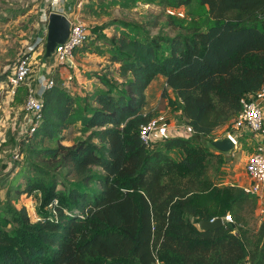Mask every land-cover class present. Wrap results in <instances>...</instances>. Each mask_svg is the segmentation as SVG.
Instances as JSON below:
<instances>
[{"label": "trees", "instance_id": "1", "mask_svg": "<svg viewBox=\"0 0 264 264\" xmlns=\"http://www.w3.org/2000/svg\"><path fill=\"white\" fill-rule=\"evenodd\" d=\"M192 1L162 3L168 10ZM200 2L211 22L206 29L184 26L190 34L165 39L122 33L117 48L124 89L109 87L94 97L98 106L83 119L91 131L87 139L56 148L33 144L38 137L60 138L77 109L63 86L44 93L43 122L28 141L33 174H16L24 188L9 181L21 194L42 192L40 219L32 222L26 207L13 208V231L0 225V264H264V223L253 232L247 218L257 197L237 185L215 184L211 171L226 163L211 149L215 139L207 146L171 137L163 148H150L140 134L155 117L146 110V90L160 76L166 85L158 109L168 104L180 111L204 138L229 123L242 99L264 82V0ZM68 166L80 184L64 192L51 172ZM227 215L233 222L200 228L201 220Z\"/></svg>", "mask_w": 264, "mask_h": 264}, {"label": "rangeland", "instance_id": "2", "mask_svg": "<svg viewBox=\"0 0 264 264\" xmlns=\"http://www.w3.org/2000/svg\"><path fill=\"white\" fill-rule=\"evenodd\" d=\"M185 12L186 17H170L162 0H0V179L7 177L3 184H0L2 227L10 231L15 228L13 208L26 207L32 222L40 219L42 210L41 191L21 194L17 192L16 186L10 187L9 182L11 180L19 188H24L25 179H16V174L21 169H26V172L32 175L33 171L27 167L34 165L27 154L31 135L27 133L30 121L25 110L26 85L13 91L8 81V76L16 64L28 57L32 67L31 82L43 73L50 74L54 77L56 85L65 87L77 99L73 121L70 127L61 133V137L52 141H41L38 137L34 139L33 144L43 148H56L58 144L72 146L87 139L91 134V131L84 128L83 119L89 115V110L98 106L94 97L106 92L109 87L124 89L125 79L118 74L123 57L117 48V41L122 33L130 32L129 34L139 38L165 39L179 34H190L184 26L202 29L210 26L208 11L200 0H193ZM52 13L62 14L73 23L82 22L90 30L87 44L75 52L76 64L60 63L64 68L63 72L56 71L58 69L52 67L45 59L48 22ZM95 26H102L103 29L94 31ZM164 48L167 49L166 45ZM163 90L159 80L148 91L146 110L155 114L154 116L167 108L165 104L164 108L158 109ZM221 134L224 132L215 130L213 137L195 135L192 140L195 144L202 142L211 146L210 139H215ZM241 140L243 141L242 138ZM94 143L100 145L96 140ZM243 143L242 148L246 150V142ZM158 144L153 142L149 147L154 148ZM211 149L214 152L219 151L215 147ZM232 150L219 151L222 152L226 163L218 172L211 171L215 184H220L222 177H226L228 163L231 164L230 167H236L245 173V158L238 153L233 156ZM237 152L240 153L241 150ZM214 160L216 162L218 158L215 157ZM94 172L103 173L100 167H94ZM51 174L58 179L57 188L60 191L69 192L80 184V179L73 169L71 171L70 166L52 170ZM44 176L47 178V175ZM91 185L95 188L98 186L96 182H91ZM259 201L256 208L248 209L247 218L253 232H257L264 223V199Z\"/></svg>", "mask_w": 264, "mask_h": 264}, {"label": "built area", "instance_id": "3", "mask_svg": "<svg viewBox=\"0 0 264 264\" xmlns=\"http://www.w3.org/2000/svg\"><path fill=\"white\" fill-rule=\"evenodd\" d=\"M183 7L179 9H168L167 13L172 17H186V10ZM69 20V19H68ZM70 22V32L64 42L57 43L53 52L60 63H67L73 60L78 48L87 44L89 40L88 26L82 22ZM48 31V30H47ZM48 33V32H47ZM29 58L21 60L16 64L12 73L8 76V81L13 89L21 85H26V103L25 110L30 121L27 133L31 136L38 130L43 122V95L55 85L54 77L43 73L33 79L32 67ZM264 82L261 88L242 99L243 108L230 120V128L227 137L230 138L234 147H238L240 142L238 134L246 131L255 141L252 154L249 155L245 170L250 179L249 184L244 186L247 194L261 197L264 191ZM192 128L190 126H179L169 129L166 117L162 114L155 116L148 124L141 127V138L150 146L154 139H163L170 137L190 138ZM235 131V132H233ZM224 222H233L231 215L225 216ZM235 234L238 233L235 231ZM161 264V263H159Z\"/></svg>", "mask_w": 264, "mask_h": 264}, {"label": "crops", "instance_id": "4", "mask_svg": "<svg viewBox=\"0 0 264 264\" xmlns=\"http://www.w3.org/2000/svg\"><path fill=\"white\" fill-rule=\"evenodd\" d=\"M168 53H170V51ZM45 59L47 61H49V63H51L52 67L58 69L56 71L63 72L64 68L60 66V62L56 59V57L54 56L53 53L50 56H47V57L45 55ZM74 59L75 58H73V60H71L70 62H67V63L68 64L72 63V64L75 65L76 61ZM159 80H160L161 84L163 85V87L166 85L165 78L162 77V76H160L157 80H154L151 83V85L146 90L147 101H149V96H148L149 89L154 85V83H156ZM15 90L16 89H13V91H15ZM95 107H97V106H95ZM166 107L167 108L165 110L164 109L161 110V112H159L158 115L162 114V115H164L166 117L169 129L174 128V127H179V126H187L183 122V120L181 118L180 111L172 110V108L170 106H168V104H167ZM263 111H264V103H263ZM230 130H231L230 122L225 124V125L219 126L216 129V131H222V132H224V134H221V136L215 137V140H221V139L226 138L227 134H228V131H230ZM233 132H235V131H233ZM193 136H195V133L192 131L190 138H192ZM263 137H264V135H263ZM241 138L243 139V141L246 142V144H245L246 147H247L246 150H244L242 148L244 143H243L242 140L240 141ZM167 139L168 138L154 139L155 141L153 140V142L154 143H159L157 147L163 148V143ZM238 139H239L240 145L238 147H236V148L234 147V150L236 149L235 151L232 150L233 156L237 155V153H238V154H240L242 156L243 159L245 158V161H247L249 155L252 154V152L254 150V140L252 139V136L248 135V133L246 131H243V132L239 133L238 134ZM238 150H241V152L240 153L237 152ZM169 154L171 156H173L177 160H180L182 158V152L180 150H171L169 152ZM230 165H231L230 163L227 164V167H226L227 172L225 173L226 177H222L223 179H221L222 181H221V183L219 185H237V186H240V187L244 188V186L249 184V182H250V179L248 178L246 170H245V173H244V172L238 170L236 167L235 168L230 167ZM263 199H264V192L262 193L261 198L257 197V202L260 203L259 200L263 201Z\"/></svg>", "mask_w": 264, "mask_h": 264}, {"label": "water", "instance_id": "5", "mask_svg": "<svg viewBox=\"0 0 264 264\" xmlns=\"http://www.w3.org/2000/svg\"><path fill=\"white\" fill-rule=\"evenodd\" d=\"M70 32V22L67 17L62 14L52 13L49 16L48 33L46 40V57L50 56L57 45V43L64 42ZM213 145L220 151L228 152L234 148L230 138L226 137L221 140H214ZM224 219L221 217L213 220H201L200 228L202 230H209L223 225Z\"/></svg>", "mask_w": 264, "mask_h": 264}]
</instances>
